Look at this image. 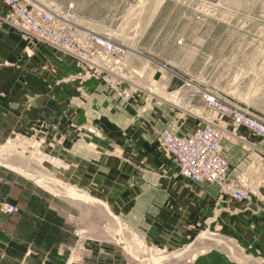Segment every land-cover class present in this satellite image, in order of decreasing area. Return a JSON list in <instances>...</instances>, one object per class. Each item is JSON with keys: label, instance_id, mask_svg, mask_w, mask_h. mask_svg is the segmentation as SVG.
Instances as JSON below:
<instances>
[{"label": "rangeland", "instance_id": "1", "mask_svg": "<svg viewBox=\"0 0 264 264\" xmlns=\"http://www.w3.org/2000/svg\"><path fill=\"white\" fill-rule=\"evenodd\" d=\"M22 1L29 7L50 12L59 29L71 28L76 32L77 41L71 52L63 45L31 34L0 0V29L8 27L27 43L25 53L18 58V68H35L29 70L35 87L41 88V95L53 102L46 120L49 127L38 129L32 123L25 124L0 140V170L15 172L21 178L18 181L34 186L46 199L49 197L67 215L71 233L78 239L87 236L89 232L84 224L91 223L98 214L105 239L129 255L130 264H264V226L257 228L231 218L256 205V196L246 182L232 178L229 166L227 181L240 182L251 196L250 202H239L224 195L217 184L186 179L180 175L175 158L159 142L160 134L165 131L176 137H188L211 124L222 132L224 156L228 161L230 143H247L251 136L264 141L263 137L236 125L219 108L209 106L202 96L207 92L222 106L239 108L264 120V0ZM91 36L108 40L118 50L111 53L100 50L94 56H86L82 47L90 46ZM37 48L40 50H35ZM66 83L71 84L69 90L74 93L85 92L90 103L92 95L105 85L110 105L115 112L126 114V124L130 120L139 122V112L144 109L155 111L164 103L173 106L178 116L190 123L185 125L190 130L185 132L182 125L173 130L152 128L148 131L153 141L156 140L160 151L176 164L185 184L217 186L218 201L228 203L231 216L216 214V223L214 219L210 222L209 218L202 219L198 226L185 228L184 235H164V247L146 241L145 235L126 224V219L133 215L129 208L137 199L130 189L141 187L144 181L136 177L142 171H154V165L145 167L144 160L130 158L133 151L125 147L124 142L130 139L127 128H120V136L112 138L109 133L99 131L98 124L93 123L96 117L78 126L76 113L81 107L59 94ZM112 84L118 90L113 89ZM124 93H128L129 98L125 99ZM33 104L31 97L25 100L24 117L27 119L32 116ZM138 104L149 106L142 107L141 111ZM89 106V111L103 113L99 105L95 110L96 103ZM71 108L73 115L66 119V112ZM4 116L8 117L0 112V117ZM104 126L110 124L106 122ZM71 134L88 144L91 151L98 146L96 139L103 140L105 146H99L104 150L105 160L126 178H105L103 196L97 197L83 189L85 185L80 179L66 174L70 165L65 166L64 153L58 149L64 150L66 135ZM69 190L84 193V197L67 193ZM172 195L168 192L166 196L167 212L174 204ZM116 199L125 205L121 211L113 210ZM5 205L18 206L4 203L3 207ZM258 205L255 213H264V202ZM260 229L263 232L258 231Z\"/></svg>", "mask_w": 264, "mask_h": 264}, {"label": "crops", "instance_id": "2", "mask_svg": "<svg viewBox=\"0 0 264 264\" xmlns=\"http://www.w3.org/2000/svg\"><path fill=\"white\" fill-rule=\"evenodd\" d=\"M26 46V41L15 31L8 27L0 29V112L8 116L0 117V140L8 137L17 127L19 131V127L25 124L30 126L32 123L38 129L49 127L46 120L47 115L52 112L53 102L48 100V96L41 95V88L35 87L34 78L29 71L35 68H18V58L23 56ZM48 77L51 78V75ZM64 85V90L59 94L70 98V102L74 101L81 107L76 113L78 126L93 121L92 117H96L93 123L98 124L99 131L109 133L112 138L120 136V128H127L130 139L124 142L125 147L133 151V154L129 155L130 158L144 160L145 167L154 165V171L145 170L136 177L144 181L141 187L130 189L137 199L131 205L132 208H129L132 209L133 215L126 219V224L145 235L146 241L164 247V235H184L185 228L190 225L198 226L202 219L209 218V222L214 219L213 223H216V214L220 217L231 216L228 203L218 201L217 186L185 184L176 164L160 151L156 140L153 141L154 138L148 131L152 128L173 130L176 126L185 127L190 124L178 116L173 106L164 103V106H158L155 111L144 109L139 112V122L130 120L129 124H126V114L122 111L115 112L114 106L110 105L105 85L92 95L91 103L87 100L88 95L85 92L74 93L69 90L71 84ZM29 97L34 100V104L30 111L32 116L27 119L24 117L25 100ZM94 103L97 104L95 110L102 108V114L89 111V105ZM100 104L104 106L101 107ZM138 105L139 108H136L141 111L142 107L149 106ZM72 111L71 108L66 112V119L73 115ZM29 120L32 122H27ZM106 122L110 126L105 127ZM184 130L186 132L190 128L185 127ZM248 139L250 141L247 140V143L241 141L228 144L226 155L231 170L230 176L246 182L256 196V205L251 210L236 213L237 215L231 218L242 220L245 225L263 228L264 213L256 214L255 208L259 207L260 202H264V141L253 136ZM66 140L64 150L62 147H56V150L58 148L64 153L65 166L70 165L66 174H70V178L80 179L82 185H85L82 188L87 192L96 194L97 197L103 196L105 178H126L123 172H118L115 166L110 165L111 162L105 160L104 150L100 147L105 146L103 140L96 139L98 146L92 151L89 150L88 144L76 140L72 134L66 135ZM156 168L164 169L155 170ZM19 178L13 171L0 170V264H130L129 255L105 239L98 214L91 219V223L84 224L85 230L89 232H86L87 236H80L78 239L71 233L67 215L60 211L49 197L46 199L34 186L18 181ZM90 183H93L92 187ZM168 192L173 193L174 199L170 212H167ZM67 193L84 197V193L72 190ZM4 203L18 204L20 211L15 214L3 212ZM112 207L114 211H121L125 205H121V200L116 199Z\"/></svg>", "mask_w": 264, "mask_h": 264}, {"label": "built area", "instance_id": "3", "mask_svg": "<svg viewBox=\"0 0 264 264\" xmlns=\"http://www.w3.org/2000/svg\"><path fill=\"white\" fill-rule=\"evenodd\" d=\"M3 2L9 6L13 17L31 34L44 38L52 44L63 45L67 50L74 52L73 46L77 41L76 32L71 28L59 29L50 12L29 7L22 0H3ZM89 42L90 46L82 47L86 50L88 57L94 56L95 52L99 53L100 50L105 53L118 50L114 44L101 37L91 36ZM114 86L115 84H112V88L118 90ZM202 96L209 106L222 110L233 119L236 125L243 126L256 136L264 138V120L245 113L239 108L222 106L214 95L207 92H203ZM123 97L127 99L129 94L124 93ZM222 139V132L211 124L196 130L188 137H176L166 131L159 136L160 144L177 161L181 176L197 183L217 184L224 195H229L239 202H250L251 196L240 182L227 181L229 163L224 156ZM2 210L15 213L19 207L5 205Z\"/></svg>", "mask_w": 264, "mask_h": 264}, {"label": "bare ground", "instance_id": "4", "mask_svg": "<svg viewBox=\"0 0 264 264\" xmlns=\"http://www.w3.org/2000/svg\"><path fill=\"white\" fill-rule=\"evenodd\" d=\"M64 20V19H63ZM66 21V20H65Z\"/></svg>", "mask_w": 264, "mask_h": 264}]
</instances>
